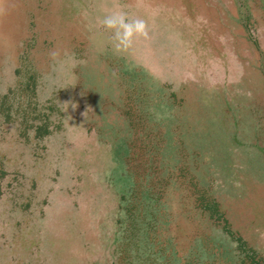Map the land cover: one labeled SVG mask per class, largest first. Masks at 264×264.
I'll return each instance as SVG.
<instances>
[{
  "label": "rangeland",
  "instance_id": "obj_1",
  "mask_svg": "<svg viewBox=\"0 0 264 264\" xmlns=\"http://www.w3.org/2000/svg\"><path fill=\"white\" fill-rule=\"evenodd\" d=\"M0 170V264H264V0H0Z\"/></svg>",
  "mask_w": 264,
  "mask_h": 264
},
{
  "label": "clouds",
  "instance_id": "obj_2",
  "mask_svg": "<svg viewBox=\"0 0 264 264\" xmlns=\"http://www.w3.org/2000/svg\"><path fill=\"white\" fill-rule=\"evenodd\" d=\"M102 24L113 30V40L118 50L131 48L135 37L147 35L146 22L143 19L129 18L123 10L112 11L103 18Z\"/></svg>",
  "mask_w": 264,
  "mask_h": 264
},
{
  "label": "trees",
  "instance_id": "obj_3",
  "mask_svg": "<svg viewBox=\"0 0 264 264\" xmlns=\"http://www.w3.org/2000/svg\"><path fill=\"white\" fill-rule=\"evenodd\" d=\"M0 175H1V170H0Z\"/></svg>",
  "mask_w": 264,
  "mask_h": 264
}]
</instances>
